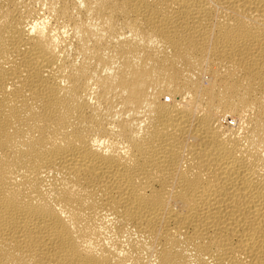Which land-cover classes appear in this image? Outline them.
<instances>
[{"label":"bare ground","instance_id":"1","mask_svg":"<svg viewBox=\"0 0 264 264\" xmlns=\"http://www.w3.org/2000/svg\"><path fill=\"white\" fill-rule=\"evenodd\" d=\"M0 264H264V0H0Z\"/></svg>","mask_w":264,"mask_h":264},{"label":"rangeland","instance_id":"2","mask_svg":"<svg viewBox=\"0 0 264 264\" xmlns=\"http://www.w3.org/2000/svg\"><path fill=\"white\" fill-rule=\"evenodd\" d=\"M216 61L212 60V61H209V63L207 64L208 68H215L217 65H214ZM217 64V63H215Z\"/></svg>","mask_w":264,"mask_h":264}]
</instances>
